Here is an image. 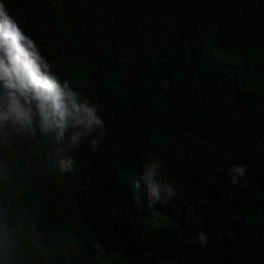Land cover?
I'll return each instance as SVG.
<instances>
[{
    "label": "trees",
    "instance_id": "1",
    "mask_svg": "<svg viewBox=\"0 0 264 264\" xmlns=\"http://www.w3.org/2000/svg\"><path fill=\"white\" fill-rule=\"evenodd\" d=\"M3 3L107 134L0 123V264H264V0ZM155 156L166 207L135 187Z\"/></svg>",
    "mask_w": 264,
    "mask_h": 264
},
{
    "label": "clouds",
    "instance_id": "2",
    "mask_svg": "<svg viewBox=\"0 0 264 264\" xmlns=\"http://www.w3.org/2000/svg\"><path fill=\"white\" fill-rule=\"evenodd\" d=\"M53 66L41 54L36 43L18 27L0 0V88L7 90L0 97V123L12 121L23 127L32 124V104L40 117L39 130L42 134L55 132V139L64 138L69 128L78 129L68 135L65 151L78 149L81 138L93 136L89 143L92 151H98L101 137L107 134L104 121L98 114V106L89 102L82 93L74 91L65 81L59 82L51 71ZM61 171L71 172L74 169V158L68 156L59 161ZM161 162L158 156L146 164L135 187L145 186L149 206L160 204L167 206L180 199L176 187L164 182L161 173ZM247 166L234 164L228 169L229 183L243 187L246 184ZM117 213L114 210L111 215ZM204 248L209 240L208 235L200 231L193 243Z\"/></svg>",
    "mask_w": 264,
    "mask_h": 264
},
{
    "label": "rangeland",
    "instance_id": "3",
    "mask_svg": "<svg viewBox=\"0 0 264 264\" xmlns=\"http://www.w3.org/2000/svg\"><path fill=\"white\" fill-rule=\"evenodd\" d=\"M100 256H98V259L100 260V258H99Z\"/></svg>",
    "mask_w": 264,
    "mask_h": 264
}]
</instances>
